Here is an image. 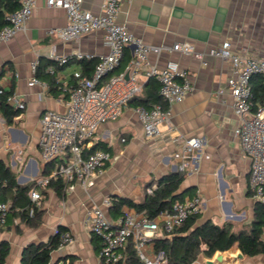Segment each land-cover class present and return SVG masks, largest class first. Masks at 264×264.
Returning a JSON list of instances; mask_svg holds the SVG:
<instances>
[{"label":"crops","instance_id":"obj_1","mask_svg":"<svg viewBox=\"0 0 264 264\" xmlns=\"http://www.w3.org/2000/svg\"><path fill=\"white\" fill-rule=\"evenodd\" d=\"M103 2L83 0V6L100 13ZM117 19L149 44L172 46L187 41L197 51L206 52L229 40L234 51L264 58V0H124ZM67 22L65 9L48 6L46 0H37L27 29L0 46V91L11 92L9 102L12 106L17 107V100L25 104L11 123L0 110V159L15 173L21 186L47 175L38 144L40 118L46 109L64 111L67 98L64 92L53 95L48 88L29 85L33 76L31 62L41 57L46 61L52 59L53 53L79 51L92 54L97 60L109 51L102 31L67 42L48 33L49 29L65 26ZM130 57L131 48L127 47L115 73L125 70ZM170 59L189 71L194 86L181 102L171 106L170 123L160 125L157 135L147 137L135 106L129 104L117 120L101 124L94 144L106 143L112 153V160L104 172L93 176L87 186L77 183L74 190H66L63 195L52 188H44L37 225H30L11 212L7 224L0 226V242L7 241L10 246L5 264H20L28 244L48 241L60 226L71 231L75 239L54 250L50 264H101L100 248H96L101 246V240L91 233L86 212L99 206L110 219L120 218L130 207L123 206L119 211L105 206L104 200L128 197L140 201L152 183L166 174L181 173L175 154L181 150L184 140L191 137H202L206 143L201 150L192 153V165L184 174L178 191L182 199L201 197L203 209L199 221L230 223L234 232L251 228L257 200L249 188L250 159L234 132L239 119L227 86L231 64L210 56L204 64L176 51H163L159 57L150 55L151 63L158 66ZM82 61L88 60H73L66 65L54 61L47 70L49 72L53 66L72 80L75 70H83ZM71 64L74 68L66 71ZM91 71L83 70L86 74ZM141 79L144 86L149 81L143 76ZM150 79L159 85L155 77ZM262 238L264 240V232ZM225 252L228 253L222 254L228 261L222 264H264V254L249 256L239 243ZM202 257L197 260L206 264L209 258Z\"/></svg>","mask_w":264,"mask_h":264},{"label":"built area","instance_id":"obj_2","mask_svg":"<svg viewBox=\"0 0 264 264\" xmlns=\"http://www.w3.org/2000/svg\"><path fill=\"white\" fill-rule=\"evenodd\" d=\"M20 1V7L7 13L8 23L0 28V46L26 30L33 16L37 0ZM123 1L104 0L102 11L94 13L84 8L83 0H46L48 6L65 9L68 19L65 26L49 29V34L67 42L76 41L94 31H102L109 51L97 58L90 74L78 69L73 72L72 80L60 74L55 67L49 68L62 92L67 95L66 108L64 111L46 109L41 115L38 144L42 160L45 163L53 162V167L47 175L36 177L31 183L28 192L32 203L30 216L36 207H40L42 191L53 179L62 178L66 183L64 191H68L74 190L77 183L87 186L93 176L104 172L112 160V153L103 148L92 149L95 133L101 124L117 120L130 101L143 92L142 76L146 80L152 77L157 79L162 98V103L152 107H135L145 135L153 137L157 135L160 125L170 123L171 106L181 102L194 86L189 71L178 61L170 59L163 66L151 63L150 55L159 57L163 51L191 55L204 64L208 56L230 62L232 68L227 86L231 92L233 110L239 119L234 132L251 162L250 191L258 202L264 204V102L254 106L251 84L256 75H261L264 80V58L234 51L229 40L206 52L197 51L187 41L176 42L172 46L146 43L125 23L118 21L117 15ZM127 47L131 48V57L125 70L115 73ZM51 58L59 65H66L73 60L93 59L94 55L79 51L53 53ZM38 64L37 59L31 62L33 76L28 84L40 85L45 90L48 84L36 75ZM0 92L3 93L4 89ZM222 92L220 89L219 93ZM16 106L23 109L25 104L17 100ZM205 143L202 137L184 140L181 150L175 154L179 161V172L187 173L194 159L192 153L201 150ZM157 187V182L152 183L147 187V193L152 194ZM111 203V198L104 200L105 206L109 207ZM202 209L203 201L199 195L177 200L155 217H150L145 211L129 208L120 218L112 220L104 208L96 206L86 212V222L91 233L101 240V264H127L130 249L142 264H170L163 250L156 251L155 238L171 235L191 217L199 215ZM9 215L10 203L0 201V226L7 224ZM74 239L71 231L62 232L60 247L71 244ZM190 264L202 263L196 260Z\"/></svg>","mask_w":264,"mask_h":264},{"label":"trees","instance_id":"obj_3","mask_svg":"<svg viewBox=\"0 0 264 264\" xmlns=\"http://www.w3.org/2000/svg\"><path fill=\"white\" fill-rule=\"evenodd\" d=\"M20 5V0H0V28L8 23L7 13L17 10ZM38 61L37 77L46 81L49 93L58 95L62 89L55 76L47 70L49 64L55 63L54 60L47 59L46 61L41 57ZM95 61V59L82 61L84 72L91 71ZM251 84L254 106L257 107L264 102L263 77L261 75L254 76ZM10 93V91L0 93V110L8 123H11L14 117L22 112V109L10 104ZM159 103H162L159 85L151 79L144 86L143 92L130 101V104L135 107L144 106L147 108ZM99 147L111 151V148L103 142L94 144L92 149ZM52 167L53 162H47L45 171L49 173ZM48 168L51 169L48 170ZM184 177L185 175L182 173L166 174L157 181L158 187L152 194L146 192L145 197L140 201L128 197H112L111 207L120 211L123 206H128L139 211H145L150 217H155L161 210L170 208L174 202L183 198L178 191ZM65 185L66 183L62 178H57L50 181L48 187L54 189L59 195H63ZM30 187L31 184L19 185L15 173L0 159V201L8 202L11 200L10 214L11 212L13 215L18 214L30 225H37L40 207H36L34 214L30 216L29 210L32 206L28 197ZM199 218L200 214L195 215L171 235L155 238L156 251L163 250L167 254L170 264H190L201 255L211 258L216 252H225L236 243H239L249 256L264 254V240L262 238L264 232L263 203L257 201L255 218L249 230L242 228L238 232H234L230 223L219 225L211 220L199 221ZM66 230H68L66 227L60 226L48 241L28 244L23 250L20 264H50L52 252L60 247L61 233ZM96 248H100L99 245ZM9 252V243L7 241L0 242V264H5ZM226 253L228 252L224 254ZM127 264H142L132 249L128 252Z\"/></svg>","mask_w":264,"mask_h":264},{"label":"water","instance_id":"obj_4","mask_svg":"<svg viewBox=\"0 0 264 264\" xmlns=\"http://www.w3.org/2000/svg\"><path fill=\"white\" fill-rule=\"evenodd\" d=\"M126 77H128L127 74H126ZM227 261L228 260H225V258H223L221 253H216L213 258L206 259L205 262H206V264H222V263L227 262Z\"/></svg>","mask_w":264,"mask_h":264},{"label":"rangeland","instance_id":"obj_5","mask_svg":"<svg viewBox=\"0 0 264 264\" xmlns=\"http://www.w3.org/2000/svg\"><path fill=\"white\" fill-rule=\"evenodd\" d=\"M74 68V64H71V65H68V67L66 68V71H71L72 69ZM217 253V252H216ZM215 253V254H216ZM221 254L222 253H225V252H220ZM214 254V255H215ZM214 255H213V257H214ZM213 257H211V258H213ZM200 258L202 259L203 257H202V255L200 256ZM210 259V258H209Z\"/></svg>","mask_w":264,"mask_h":264},{"label":"bare ground","instance_id":"obj_6","mask_svg":"<svg viewBox=\"0 0 264 264\" xmlns=\"http://www.w3.org/2000/svg\"><path fill=\"white\" fill-rule=\"evenodd\" d=\"M222 256H223V258H224V255L223 254H221Z\"/></svg>","mask_w":264,"mask_h":264}]
</instances>
